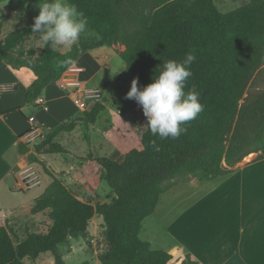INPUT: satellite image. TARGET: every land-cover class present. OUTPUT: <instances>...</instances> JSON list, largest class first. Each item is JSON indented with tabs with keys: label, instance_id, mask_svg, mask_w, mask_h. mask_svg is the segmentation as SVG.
<instances>
[{
	"label": "trees",
	"instance_id": "obj_1",
	"mask_svg": "<svg viewBox=\"0 0 264 264\" xmlns=\"http://www.w3.org/2000/svg\"><path fill=\"white\" fill-rule=\"evenodd\" d=\"M71 2L87 17L97 40L80 38L67 51L49 43L37 53L28 44L40 35L31 32L33 24L5 37L0 25V64L26 67L36 75L27 89L26 103H33L84 53L119 44L125 47L119 53L128 65L126 72L138 77L141 87L151 83L162 61H181L192 52L196 60L190 65L192 75L185 91L194 87L204 110L182 125L187 131L176 139H161L147 127L140 149L98 157L115 196L95 204L79 198L61 178L53 176L39 154L67 152L56 138L80 123L95 124L106 108L102 102L53 128L34 153L20 141L19 152L53 177L31 208L33 215L49 210L53 223L47 232H33L18 244L1 225L0 264L36 262L46 252L52 253L55 264H66L63 246L71 237L87 236L96 214L103 216L105 227L106 246L99 253L102 264H169L172 254L153 249L141 238L144 220L154 213L162 194L192 179L213 181L229 175L236 163L252 153H257L258 160L264 158V90L248 96L240 106L250 82L264 70V0H249L228 13L221 12L214 0ZM183 264L199 263L188 254Z\"/></svg>",
	"mask_w": 264,
	"mask_h": 264
},
{
	"label": "crops",
	"instance_id": "obj_2",
	"mask_svg": "<svg viewBox=\"0 0 264 264\" xmlns=\"http://www.w3.org/2000/svg\"><path fill=\"white\" fill-rule=\"evenodd\" d=\"M124 49L125 47L106 44L84 53L62 78L50 84L40 95L46 100L49 110L37 107L35 101L33 103L25 101L27 89L36 77L31 69L0 64L1 183L13 178L15 184L12 188L21 192H31L36 187L44 185V192L52 181V175L61 178L67 184L66 178L70 176L78 182L77 186H99L97 182L102 174L104 185L102 166L95 162V158L101 156L94 152L91 154L92 157L87 155L84 158L76 156L66 147L67 152L63 154L69 157L66 161L71 162L70 169L60 170L59 173L55 172L58 170L52 167L51 162L40 158L50 170L52 175H49L41 172L37 163L30 162L26 155L21 154L18 144L32 127L28 121L29 116H35L38 123H44L45 129L51 131L59 124L91 110L97 102H102L106 108L92 125L98 126L97 124L102 121L103 129L112 132L116 123L112 121L108 112L110 104L113 105V102L118 100L111 91L115 85H121L120 97L124 103L129 102L127 105H123L120 99L121 103L116 102L119 104L118 112L126 110L125 117L122 118L125 129L123 134L138 133L142 137L148 127L147 118L143 114L142 106L134 99L126 98V93L130 90L127 83L133 78H130L126 70L121 75L113 76L111 73L110 62L113 54L110 51L120 52ZM68 79H73L74 85H66ZM63 84L65 86L62 87ZM77 98L84 100L89 106L85 110L79 109L74 103ZM29 108L34 110L31 115H27L26 112ZM118 151L112 150L110 155ZM22 168L27 170L23 172ZM232 168L231 174L213 180L215 186H189L190 189L192 187V194L186 195L185 207L165 227L173 238V244L168 249L173 255L169 264H183L188 254L199 264H264V158L258 160L256 157L251 159L248 156ZM27 178L29 179L24 181ZM195 180L197 179L185 183L190 184ZM168 193L171 192L162 196ZM194 195L196 196L193 197ZM37 196V193H33L30 197L23 198L22 203L14 209H20L25 204L30 210ZM162 196L152 215L159 209ZM92 220L88 227V235L93 238ZM80 238L83 237L77 238L76 241ZM76 241L70 242V249L64 252V257L74 252ZM93 251L94 260L85 258L82 264L101 263L99 251L94 249ZM41 256L34 262L35 264H43Z\"/></svg>",
	"mask_w": 264,
	"mask_h": 264
},
{
	"label": "rangeland",
	"instance_id": "obj_3",
	"mask_svg": "<svg viewBox=\"0 0 264 264\" xmlns=\"http://www.w3.org/2000/svg\"><path fill=\"white\" fill-rule=\"evenodd\" d=\"M248 1L249 0H214L218 9L223 13L234 11L247 4ZM37 4L38 0H0V25H3L1 29V36L5 37L8 33L16 29L33 24L34 18L39 14ZM41 35L42 34L36 36L34 39H31V41L28 42L29 45L33 44L36 47L37 53H40L43 49V47H41L43 43ZM80 38L97 40L99 37L95 31L87 26V31L82 34ZM115 46H119L121 48L124 47L123 45L119 44ZM55 47L60 51H67L70 49L71 45L62 46L55 44ZM110 52L113 54V58L110 62V65L112 67L111 73L114 74L115 72L121 70L125 65L119 52L115 50H111ZM262 68H264V66ZM123 71L119 72L118 75H121ZM120 86L121 85L113 86L111 88V91H113V95H115L116 100L118 99V102L119 99L123 102V99L120 97ZM127 86L129 88L131 87V81H128ZM138 87H141L139 83ZM263 90L264 70L257 73L250 82L243 98L240 100V106L244 104L248 96H256ZM117 101L113 102V105L110 104L108 112V114L111 115V118L113 119L112 121L116 123V126L112 132H106V130L103 129L104 123L102 121L97 124L98 126H93L92 124L86 125L84 123H81L73 131L60 134L55 141H58L59 143L73 151L76 156H83L84 158H86L87 155L92 157L91 154L93 152L100 155L101 157H105L110 155L112 153V150L115 149H118L122 154L132 149H140L142 147L140 139L141 136L138 133L137 135L129 133L126 135L123 134V132H125V129L122 118L125 117L126 110H123L122 113L118 112L117 107L119 104H117ZM126 103L129 104V102ZM126 103L123 102L122 104L125 105ZM87 106H89L88 103ZM33 111L34 110L30 108L27 109V115H31ZM134 131L137 132L135 128ZM48 133L49 131L43 128L40 132H36L30 135V137L27 136L23 139V142L28 145L30 153L35 152V146L43 143ZM248 156L253 159L257 157V154L252 153ZM39 158H43L44 160L51 162L52 167L55 170H58H54L56 173H59L60 170L70 169L71 162L66 161V158H69L66 154L42 153L39 154ZM95 162L96 164H99L97 158H95ZM37 167L41 172L46 173L39 164H37ZM26 170L27 168H22L23 172H25ZM96 170V172L99 173L98 169ZM62 175L64 174L62 173ZM28 179L29 178L25 179L24 181H27ZM66 179L68 182L67 184L64 181L66 185H68V187L73 190L79 198L93 204L98 202L110 201L115 196V193L111 190V187L105 180L104 185H102V174L97 182L99 183V186H77L78 182H76L70 176ZM13 184H15V180L13 178H9L8 180L6 179L4 183L0 182V226H5L12 235L14 243L18 244L33 232H47L52 225L53 220L50 216L49 210L37 215H33L31 213V209L28 210V205L25 204L21 206L20 209H14L15 206L22 203L23 198L30 197V195L33 193H37L38 196L42 194L44 185L36 187L35 189L31 190V192H21L15 188H12ZM84 185H87V183H84ZM177 186H175L177 188L174 191H171V189V193L162 196L161 203L157 212L154 215L146 218L143 223L144 227L141 233V238L144 241L150 242L153 249L165 250L168 252L169 246L173 244L172 235H170V233L166 231L165 227L175 216L179 215L185 207L184 200H186V195L192 194V187L190 189L189 186L215 185L214 181L204 182L195 180L190 184L180 183ZM196 195H194L193 197H195ZM104 228L103 216L96 214L91 223V230L94 233V237L92 238L87 235L83 237L84 239L80 238V240L78 241H76L77 238L71 237L70 242L76 241L75 248L73 253L64 257L66 262L68 264H82V260L85 258L93 261L95 258L93 249L99 251V253H101L105 249L106 240L104 235ZM69 249L70 243L63 246L64 251H67ZM41 258L43 264H55L51 252L42 254ZM27 264L35 263L27 261Z\"/></svg>",
	"mask_w": 264,
	"mask_h": 264
},
{
	"label": "clouds",
	"instance_id": "obj_4",
	"mask_svg": "<svg viewBox=\"0 0 264 264\" xmlns=\"http://www.w3.org/2000/svg\"><path fill=\"white\" fill-rule=\"evenodd\" d=\"M37 7L39 14L34 18L31 32L42 34L41 47L49 43L70 46L87 31V17L71 0H38ZM195 60L196 56L189 52L181 61H162L151 83L142 88L138 87V77L131 81L126 98L142 106L148 129L161 139L178 138L187 131L182 125L196 119L204 110L196 89L185 91L186 81L192 75L190 65ZM127 68L128 65L124 66L113 76ZM152 146L160 150L155 141Z\"/></svg>",
	"mask_w": 264,
	"mask_h": 264
},
{
	"label": "built area",
	"instance_id": "obj_5",
	"mask_svg": "<svg viewBox=\"0 0 264 264\" xmlns=\"http://www.w3.org/2000/svg\"><path fill=\"white\" fill-rule=\"evenodd\" d=\"M74 85V80L73 79H68L66 80V85ZM65 86V84L62 85V87ZM92 93V92H90ZM75 105L79 108V109H86L87 108V103L80 99L77 98L74 101ZM35 105L43 110H49V105L47 104L46 100L42 97V96H38L35 100ZM28 121L32 124V127L30 128V130L27 132V134L25 135V137H30V135L36 133V132H40L43 128H45V124L44 123H38L36 120V117L31 115L28 117Z\"/></svg>",
	"mask_w": 264,
	"mask_h": 264
}]
</instances>
